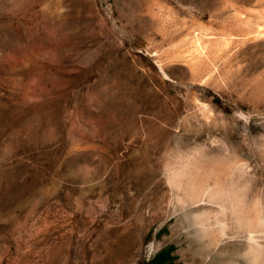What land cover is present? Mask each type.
<instances>
[{
	"label": "rangeland",
	"instance_id": "374dc122",
	"mask_svg": "<svg viewBox=\"0 0 264 264\" xmlns=\"http://www.w3.org/2000/svg\"><path fill=\"white\" fill-rule=\"evenodd\" d=\"M263 26L264 0H0V264H264Z\"/></svg>",
	"mask_w": 264,
	"mask_h": 264
},
{
	"label": "bare ground",
	"instance_id": "6f19581e",
	"mask_svg": "<svg viewBox=\"0 0 264 264\" xmlns=\"http://www.w3.org/2000/svg\"><path fill=\"white\" fill-rule=\"evenodd\" d=\"M261 30L264 31V26L261 28ZM161 69H162V67H161ZM164 74L167 75L165 73V71H164ZM62 236H64V235H62ZM101 245H102L103 250L108 254L109 257L112 258V260L116 259V260L121 262L120 259H123L125 257L127 258L126 255L128 254L127 252L130 248V239L122 238V236H119V235H114V236L108 238L107 240L103 241L101 243ZM129 251H131V250H129ZM130 253H132V252H130ZM128 256H131V254H129ZM99 263H100V260H99Z\"/></svg>",
	"mask_w": 264,
	"mask_h": 264
},
{
	"label": "crops",
	"instance_id": "0c3cea01",
	"mask_svg": "<svg viewBox=\"0 0 264 264\" xmlns=\"http://www.w3.org/2000/svg\"><path fill=\"white\" fill-rule=\"evenodd\" d=\"M197 35H198V34H197ZM195 36H196V33H195ZM154 49H155V47H153V50H154ZM153 50L151 51V53L154 52Z\"/></svg>",
	"mask_w": 264,
	"mask_h": 264
}]
</instances>
